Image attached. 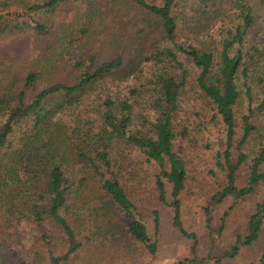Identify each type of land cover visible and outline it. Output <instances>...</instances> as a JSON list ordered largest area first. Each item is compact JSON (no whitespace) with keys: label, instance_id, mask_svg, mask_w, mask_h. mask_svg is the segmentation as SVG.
<instances>
[{"label":"trees","instance_id":"1","mask_svg":"<svg viewBox=\"0 0 264 264\" xmlns=\"http://www.w3.org/2000/svg\"><path fill=\"white\" fill-rule=\"evenodd\" d=\"M23 33L37 53L8 80L0 66V264L139 261L163 216L192 241L174 264H194L181 197L200 150L222 176L210 237V208L221 234L251 204L212 258L264 264V0H0V39ZM92 35L105 54L83 53Z\"/></svg>","mask_w":264,"mask_h":264},{"label":"rangeland","instance_id":"2","mask_svg":"<svg viewBox=\"0 0 264 264\" xmlns=\"http://www.w3.org/2000/svg\"><path fill=\"white\" fill-rule=\"evenodd\" d=\"M12 3V9L20 11L24 8L25 0H10ZM123 33L124 29H120ZM118 33V32H117ZM104 43L98 36H91L84 44L83 53L85 55L96 54L103 55L107 49L103 47ZM37 46L35 47L31 34L23 33L15 37L0 39V66L5 69V74L2 79H9L10 76L23 67L27 61L37 53ZM0 77V78H1ZM194 170L197 173V182H191L189 188L182 194L181 209L182 220L184 227L196 233L198 244L196 252V262L194 264H217L212 256L223 254V252L229 249L230 245L234 242L237 233L245 231L248 222V212L251 209V204H240L236 206L230 215L226 218L225 227L222 233H218L216 230L221 223V217L225 210L224 206L217 208H210V222L214 228L212 231L213 238L209 235V230L206 225V210L208 205L206 198L207 191L214 186H217L222 181V176L217 172L212 160L210 159L209 152L205 155H201L200 158L195 159L193 164ZM213 167L216 174L208 173V168ZM192 168V171L194 173ZM195 172V173H196ZM150 200V199H149ZM160 206L156 202L150 201L151 209L155 206ZM150 209H146L145 215H150ZM165 213H170V208L167 207L164 210ZM162 228L160 230V249L154 256L148 258L133 261L123 262L121 264H174L179 259L190 255L191 239L182 236L174 230L171 221L163 216ZM241 253L234 258H223L222 264H246L250 259H255L256 256L251 250L244 249ZM109 262V259H107ZM106 261V262H107ZM103 262L102 264H111Z\"/></svg>","mask_w":264,"mask_h":264}]
</instances>
